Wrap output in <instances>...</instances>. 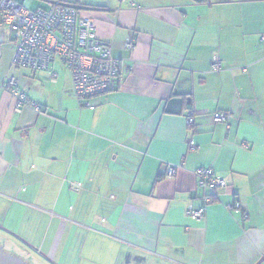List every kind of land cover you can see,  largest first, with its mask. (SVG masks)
<instances>
[{"label": "crops", "instance_id": "crops-1", "mask_svg": "<svg viewBox=\"0 0 264 264\" xmlns=\"http://www.w3.org/2000/svg\"><path fill=\"white\" fill-rule=\"evenodd\" d=\"M82 1L78 18L119 61L115 89L88 106L60 63L13 68L15 38L0 27V243L35 264H256L264 0ZM11 77L30 102L19 111ZM168 165L179 167L171 177ZM207 168L227 187L204 204L196 173ZM189 205L203 206V219L188 217Z\"/></svg>", "mask_w": 264, "mask_h": 264}, {"label": "built area", "instance_id": "built-area-1", "mask_svg": "<svg viewBox=\"0 0 264 264\" xmlns=\"http://www.w3.org/2000/svg\"><path fill=\"white\" fill-rule=\"evenodd\" d=\"M38 1L45 6L33 9ZM85 6L82 0H0V27L8 28L15 38V48L11 66L34 73L51 72L58 62L71 76L72 88L77 101L89 105V99L106 94L115 89L118 79L119 61L111 54L107 42L98 38L91 21L78 18V9ZM126 49L133 48L130 37L124 41ZM211 69H221L217 57L211 59ZM51 78L54 74L51 73ZM10 92L16 97V110L30 105L27 96L15 91L16 80L8 81ZM32 106H35L32 104ZM193 113H187V124H193ZM228 113H214L215 124L229 128ZM189 149L195 150L194 141H189ZM178 166H166L165 175L171 177ZM198 183L206 192L204 204L218 197L220 190L227 187L224 179L215 176L211 169H201L197 173ZM205 206V205H204ZM231 211L239 209V203L227 204ZM205 208L189 205L186 215L193 220L203 219ZM247 216L245 215V218Z\"/></svg>", "mask_w": 264, "mask_h": 264}, {"label": "water", "instance_id": "water-1", "mask_svg": "<svg viewBox=\"0 0 264 264\" xmlns=\"http://www.w3.org/2000/svg\"><path fill=\"white\" fill-rule=\"evenodd\" d=\"M263 259H264V255L256 264H260L263 261ZM0 264H35V263L24 259L17 252L8 251L6 248V244L0 243Z\"/></svg>", "mask_w": 264, "mask_h": 264}, {"label": "rangeland", "instance_id": "rangeland-1", "mask_svg": "<svg viewBox=\"0 0 264 264\" xmlns=\"http://www.w3.org/2000/svg\"><path fill=\"white\" fill-rule=\"evenodd\" d=\"M18 1H20V0H18ZM45 5L43 4V3H40V2H38V1H36L35 3H34V5H33V9H35L36 7H44ZM33 255H36L35 253L33 254ZM34 257H36V256H34ZM38 259V258H37ZM40 260V262L42 263V264H56V263H52V262H50V261H45V259H43V258H39Z\"/></svg>", "mask_w": 264, "mask_h": 264}]
</instances>
